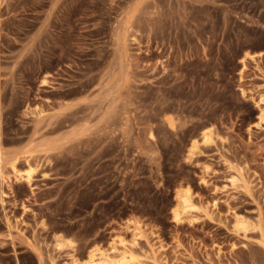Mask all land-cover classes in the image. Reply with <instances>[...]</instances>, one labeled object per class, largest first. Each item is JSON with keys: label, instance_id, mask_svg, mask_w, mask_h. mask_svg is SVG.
<instances>
[{"label": "rangeland", "instance_id": "1", "mask_svg": "<svg viewBox=\"0 0 264 264\" xmlns=\"http://www.w3.org/2000/svg\"><path fill=\"white\" fill-rule=\"evenodd\" d=\"M0 4V264H264V0Z\"/></svg>", "mask_w": 264, "mask_h": 264}, {"label": "bare ground", "instance_id": "2", "mask_svg": "<svg viewBox=\"0 0 264 264\" xmlns=\"http://www.w3.org/2000/svg\"><path fill=\"white\" fill-rule=\"evenodd\" d=\"M0 6H1V4H0ZM115 33H114V35H115ZM119 34H120V32H119ZM124 37H125V35H124ZM119 38H121V35H120ZM125 41H127L126 37H125ZM118 42H120V41H118ZM122 43H124V40H122ZM254 58L255 57L253 55H249V59L250 60H253ZM244 60L245 59L242 58L241 62H244ZM105 114H107V112ZM105 114H103V115H105ZM167 122H168L169 125H171L170 119H168ZM77 135H79L78 132L75 131V130H72V131H69V132L61 135L60 137H58V138H56L54 140H49V139L44 140V141L40 142L39 144H37L34 148L40 149V151L50 152V151H52L54 149L56 150L59 146L63 145L64 143H69L68 141L71 142V140H73V139L76 140L77 139L76 138ZM210 135H211L210 132H208V133L203 132L202 133L201 144H206V145L208 143L210 144V142L212 141ZM197 144H198L197 141H192L190 143L188 152L194 153L192 150L198 148ZM22 159H23V161L25 162V164L27 166V169L22 171L24 174H20L21 170H19L18 167H17V164L21 160V158H15L14 156L13 157L12 156H8L7 158L0 157V187L3 186L4 180H5V174H4V171H3V167H4V165H7V164L9 165L10 173L13 175V177L15 178L16 182H18V183L24 182L27 185L31 184L33 175H34V173L36 171V167H34V166H32L30 164V162L28 160L29 158L23 157ZM5 196H6V194L0 188V204L1 205L3 204V199L5 198ZM196 210L197 209L194 206V204L192 203L191 195H190V192H189V190L187 188L183 189V191H177L176 192V194H175V204L171 208V216H172V221L173 222L180 223L181 221H183V219H192L193 218V213L196 212ZM236 226L240 227V228H244L243 221L238 220L236 222ZM9 228H11L10 225H9ZM132 231L134 232L133 233V237H138L139 236V232H138L139 231V227H134L132 229ZM117 246H121L122 250L118 251L117 250ZM57 247L60 248L61 247V243H58ZM109 251H111V253H116V255L112 256ZM127 256H129V255H128L127 248H126V242L124 241V239L121 238V236H116V237H113L111 239V242L109 244V249L107 251H103V250H100V249L89 251L86 260L82 264H126L127 261H128ZM72 264H77V262L76 261H72Z\"/></svg>", "mask_w": 264, "mask_h": 264}]
</instances>
